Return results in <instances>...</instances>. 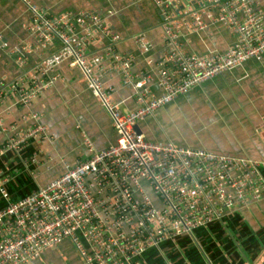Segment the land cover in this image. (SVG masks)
Here are the masks:
<instances>
[{"label":"built area","instance_id":"1","mask_svg":"<svg viewBox=\"0 0 264 264\" xmlns=\"http://www.w3.org/2000/svg\"><path fill=\"white\" fill-rule=\"evenodd\" d=\"M150 1L160 15L166 52L155 70L135 74L134 56L117 49L121 37L105 16L92 10L53 15L23 0L29 12L25 28L34 41L8 53L18 64L32 51L41 56L24 75L0 78V103L10 98L28 108L58 78L56 65L68 60L107 111L116 140L94 150L85 139L88 157L65 163L58 177L31 189L39 151L28 147L49 137L47 127L35 112H28L31 125L20 127L6 123L0 111V264L34 262L63 240L84 264H141L149 248L180 238L202 249L200 235L234 222L243 207L264 197V162L150 140L136 130L138 122L191 88L263 59L264 9L256 0ZM208 23L224 26L233 41L223 51L184 49L179 37ZM136 41L148 51L143 36ZM56 42L59 49L50 52ZM94 45L101 47L98 55L89 53ZM111 75L134 89L135 109L124 111L114 100V88L103 81ZM152 85L163 93L157 95ZM22 177L28 178L24 189Z\"/></svg>","mask_w":264,"mask_h":264},{"label":"crops","instance_id":"2","mask_svg":"<svg viewBox=\"0 0 264 264\" xmlns=\"http://www.w3.org/2000/svg\"><path fill=\"white\" fill-rule=\"evenodd\" d=\"M30 1L53 15L92 10L105 16L121 37L117 49L134 56L132 72L135 74L155 70L166 52L160 15L150 0ZM256 2L264 9V0ZM28 21L29 12L23 0H0V78L15 79L39 61L41 51H32L22 64L8 53L10 47L20 42L34 41L25 28ZM138 36L149 42L148 51H141L136 41ZM233 39V34L218 23H208L201 31L179 37L183 48L194 53L223 51ZM59 47L56 42L50 52ZM100 50V45H94L89 53L98 55ZM68 64V60H63L56 65L53 73H57L58 78L36 96L28 108L15 104L10 98L0 103L6 123L27 127L32 123L28 115L31 111L37 113L40 122L47 127L49 137L28 147L30 152L39 151L31 189L58 177L65 170V163L72 165L88 157L90 151L85 139L92 143L94 150L106 148L116 140L107 111L90 92L80 71ZM103 81L114 88L113 98L122 110L137 107L134 89L123 85L118 75L104 76ZM152 89L157 95L163 93L155 85ZM174 115H180V126L179 121H174L178 128H167L174 127ZM261 127H264V57L247 61L191 88L138 122L136 129L150 140H170L186 147L264 162ZM26 181L20 184L21 188H26ZM236 220L211 226L205 238L201 237L202 249L187 238H180L175 244L165 242L159 249L149 248L143 253L141 264H166L165 258L171 264H240L245 261L260 264L264 259V197L249 202ZM28 264L84 263L71 242L63 240Z\"/></svg>","mask_w":264,"mask_h":264},{"label":"rangeland","instance_id":"3","mask_svg":"<svg viewBox=\"0 0 264 264\" xmlns=\"http://www.w3.org/2000/svg\"><path fill=\"white\" fill-rule=\"evenodd\" d=\"M172 120H173V123H174V121H179V123H178V125L180 126V123H181V117H180V115H174L173 117H172ZM172 123V122H171ZM172 123V124H173ZM174 125V127H167V128H170V129H177L178 127H175L176 126V124L174 123L173 124ZM156 127H158V126H156ZM161 129H164V128H161L160 127V130ZM168 141H170V140H168ZM20 180H22L21 182L23 183V181H25L26 180V178L25 177H22V178H20ZM235 221H237V220H235Z\"/></svg>","mask_w":264,"mask_h":264},{"label":"water","instance_id":"4","mask_svg":"<svg viewBox=\"0 0 264 264\" xmlns=\"http://www.w3.org/2000/svg\"><path fill=\"white\" fill-rule=\"evenodd\" d=\"M137 130V129H136ZM138 131V130H137ZM139 132V131H138ZM263 250H264V248H263ZM240 264H242V263H240ZM250 264H254L253 262L252 263H250ZM260 264H264V259H263V261L260 263Z\"/></svg>","mask_w":264,"mask_h":264},{"label":"trees","instance_id":"5","mask_svg":"<svg viewBox=\"0 0 264 264\" xmlns=\"http://www.w3.org/2000/svg\"><path fill=\"white\" fill-rule=\"evenodd\" d=\"M200 237L203 238V237H204V234H203V235H200ZM204 238H205V237H204ZM227 242H228V241H226V243H227ZM212 257H213V256L211 255V259H212Z\"/></svg>","mask_w":264,"mask_h":264}]
</instances>
